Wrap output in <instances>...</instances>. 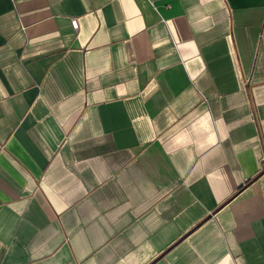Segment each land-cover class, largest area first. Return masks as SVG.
I'll return each instance as SVG.
<instances>
[{
  "label": "crops",
  "instance_id": "1",
  "mask_svg": "<svg viewBox=\"0 0 264 264\" xmlns=\"http://www.w3.org/2000/svg\"><path fill=\"white\" fill-rule=\"evenodd\" d=\"M0 264H264V0H0Z\"/></svg>",
  "mask_w": 264,
  "mask_h": 264
},
{
  "label": "built area",
  "instance_id": "2",
  "mask_svg": "<svg viewBox=\"0 0 264 264\" xmlns=\"http://www.w3.org/2000/svg\"><path fill=\"white\" fill-rule=\"evenodd\" d=\"M73 24H74L75 27H77V22H76V20H73Z\"/></svg>",
  "mask_w": 264,
  "mask_h": 264
}]
</instances>
